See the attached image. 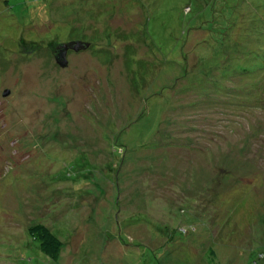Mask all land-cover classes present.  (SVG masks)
<instances>
[{"label": "rangeland", "instance_id": "374dc122", "mask_svg": "<svg viewBox=\"0 0 264 264\" xmlns=\"http://www.w3.org/2000/svg\"><path fill=\"white\" fill-rule=\"evenodd\" d=\"M0 264H264V0H0Z\"/></svg>", "mask_w": 264, "mask_h": 264}, {"label": "trees", "instance_id": "16d2710c", "mask_svg": "<svg viewBox=\"0 0 264 264\" xmlns=\"http://www.w3.org/2000/svg\"><path fill=\"white\" fill-rule=\"evenodd\" d=\"M25 232L28 236L37 241L38 250L42 254L52 260H56L61 248V242L50 232L48 228L44 227L40 223H36L27 227Z\"/></svg>", "mask_w": 264, "mask_h": 264}, {"label": "water", "instance_id": "95a60500", "mask_svg": "<svg viewBox=\"0 0 264 264\" xmlns=\"http://www.w3.org/2000/svg\"><path fill=\"white\" fill-rule=\"evenodd\" d=\"M68 46L70 47L71 45H67V46H65V45H61V46H59V48H58V47L55 48V50H56V49H60V51H59V52H60L59 58H61V62H62V63H65V60H64V58H63V52L66 50V48H67ZM70 48H72V46H71ZM57 63L62 64V63H60L58 60H57Z\"/></svg>", "mask_w": 264, "mask_h": 264}]
</instances>
